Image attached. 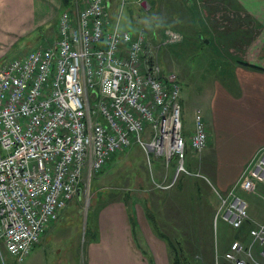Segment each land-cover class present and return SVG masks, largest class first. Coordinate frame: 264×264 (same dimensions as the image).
<instances>
[{"label": "built area", "instance_id": "obj_1", "mask_svg": "<svg viewBox=\"0 0 264 264\" xmlns=\"http://www.w3.org/2000/svg\"><path fill=\"white\" fill-rule=\"evenodd\" d=\"M112 4L87 0L72 13L62 11L48 44L0 62V242L17 263L80 191L84 176L99 174L126 146L175 156L182 169L180 83L158 56L179 34L165 29L150 45L145 34L134 37L120 26L121 6L116 12L119 4ZM206 140L196 108L189 146L200 151ZM256 182L264 184V146L227 192L217 193L215 218L239 227L248 214L237 191L254 190ZM250 235L264 256V222ZM247 246L232 242L223 257L258 263Z\"/></svg>", "mask_w": 264, "mask_h": 264}, {"label": "crops", "instance_id": "obj_2", "mask_svg": "<svg viewBox=\"0 0 264 264\" xmlns=\"http://www.w3.org/2000/svg\"><path fill=\"white\" fill-rule=\"evenodd\" d=\"M112 1V5H115L116 0ZM239 1L242 3V0ZM174 4L173 8L179 10L178 7H183L185 3L176 1ZM59 5L60 0H0V59L20 41L37 35L40 27L55 18L57 26ZM184 8L189 12V23H194L196 15L190 12L188 6ZM164 11L158 12L163 30H181V26L187 24L184 20L186 15L182 17L181 14L177 16L169 10ZM181 13L184 15L185 11ZM137 28L134 27L132 32L134 37L138 35ZM156 29L160 31L156 24H149V33ZM261 40L264 41V33ZM191 44L198 49L194 54L209 46L207 40L200 37L198 41L192 39L188 45ZM177 46H181V43ZM253 46L252 53L246 57L249 63L264 68V54L256 52L260 43L254 42ZM172 52L176 55V49ZM206 59L208 61H205L204 72L201 73L204 79L200 81L204 88L201 92L195 90L194 94L199 101L187 103L191 92L186 95L183 86H180L184 135L189 136L194 132V110L201 108L207 132L205 147L195 151L189 147L187 138L182 169H179L180 162L175 156L160 157L134 143L126 146L108 160L104 171L93 178L98 193L95 200L103 201L95 210V232L85 228L87 213H84L86 220L83 219V223L75 214L67 216L72 204L75 210L79 196L77 192L19 264H48L47 250H56L57 239L69 234L70 229L78 233L74 248L68 252L61 248L56 250V264H145L142 252H149L151 257L154 255L148 238L153 230L166 237L168 234L174 236L173 240L168 238L167 242L175 244L176 241L181 246L180 251L195 264H229L223 253L230 244L234 241L241 242L243 246L249 244L250 229L264 222L262 182L255 183L258 193L243 189L237 191L247 204L248 216L241 226L232 227L221 218L217 222L214 215L219 205L217 193L227 192L254 152L264 146V71L236 64L228 67L227 73H224L221 69L224 62L219 60L218 67L221 68L214 70L210 58ZM159 63L165 71L160 58ZM106 183L107 187L104 186ZM104 189L107 190L106 198L102 194ZM63 216L70 218L61 221ZM166 221L176 231L154 229L167 228L164 225ZM83 236L86 241L99 237L100 242L97 246L90 243L84 252ZM259 250V242L254 243L252 253L255 259L262 262ZM160 254V259L164 260V252ZM166 256L169 264L168 247Z\"/></svg>", "mask_w": 264, "mask_h": 264}, {"label": "rangeland", "instance_id": "obj_3", "mask_svg": "<svg viewBox=\"0 0 264 264\" xmlns=\"http://www.w3.org/2000/svg\"><path fill=\"white\" fill-rule=\"evenodd\" d=\"M176 1L178 3L182 2V4L185 3L184 6L185 7L188 6L190 12H193V15H196V19L194 23L193 22L191 24L189 23L190 21L189 12H187L188 9H185L184 6L178 7L179 10H175V8H173L175 7L174 3H176ZM86 2L87 0H76L75 5L79 6L81 5V3L85 4ZM118 4L119 6L116 7ZM114 6L116 7V12H118L121 6V13L119 17L120 26L123 29H128L130 33L134 32V27H138L137 28L139 29L138 34L139 33L145 34L147 41L149 42L150 45L158 44L160 40L159 32L161 34V37L163 36V34L164 37L167 35V31L165 30L166 28L164 30L161 28L162 26L160 20L161 14L158 15V12L163 13L165 12L164 10L167 11L169 10V12L177 14V16H179L180 14L182 17H185V15L187 16L184 18L185 23L187 22V24L181 26L180 28L181 30H175L179 34V39L176 41V43L167 44L164 47V49L162 48L160 49L162 51L159 50L160 51L159 58L162 61L164 69L166 71H173L176 73L178 81L179 83H181L180 86H183L184 91H186L185 93L186 95H188V93L191 92L190 97L189 98L187 97L188 98L187 103H195L196 101H199V99L196 96H194V94H195V90L199 89L198 92H201V90L204 88V84H201L200 81L204 79L202 78L201 73L203 74L204 72L203 70H204L205 61H208L206 58H210L211 61L210 60L209 61L211 62L212 66H214L213 67L214 70L216 69L220 70L221 67H218L219 60L224 62L225 65H223V67L221 68L223 69L224 73H227L228 67H232L233 65L236 64L244 66L246 68H252L250 66H246L245 63L263 69L264 71V68L256 64L249 63L246 57L247 54L252 53L251 50L254 47L253 46L254 42L260 43V46L258 47L256 52L260 54H264V41L261 40L260 42V37L264 33V11L260 12L262 8L264 9V0H245V1L242 0V3L239 0H116ZM58 10L59 12L61 11L60 5ZM180 11L183 13L185 11L184 15H182ZM55 19L51 20L45 26L40 27L37 35H33L27 40L24 39L20 41V43L16 44L15 47L10 49V51L6 53L4 58L18 57L21 56L25 51L31 49L34 46H38L39 44H48L51 38L56 34L53 30L54 29L53 22L55 21ZM151 23L156 24L157 28H160V31L159 29H156L153 32L154 34L149 33V24ZM167 30H169V28H167ZM185 33L187 35H191L194 41L197 40L198 37H200L201 39L202 38L207 39V43L209 46L204 48L205 52L203 56L199 57L200 55L199 53L194 54L198 50L195 44L186 45L181 49L180 47L176 46L182 43V41L184 40ZM175 49H176V55L175 54L173 55L172 51H174ZM208 54L209 56H207ZM197 55L198 58L196 57ZM189 56H191V59L189 58ZM2 59L3 58L0 59V62L2 61ZM230 72L231 69L228 71V74H230ZM206 73L210 74L208 71ZM202 117H203V113H202ZM190 136L191 135L185 136V139L186 140L187 138L189 139ZM104 170L105 167L103 171ZM94 176L95 175L93 174H91L90 177L84 176L81 183L79 196L77 197L75 210H73L72 207L74 205L72 204V206L70 207L71 209L67 211V216L68 214H75L79 219L80 223L81 222L83 223V219L84 221L86 220L84 213L88 212L90 206L98 207V204H100V202H103L100 199L95 200L96 199L95 196H97L96 194L98 193L96 192L97 185L93 180ZM165 185H169V184H165ZM104 186L107 187L108 184L106 183L104 184ZM98 187H103V185H99ZM106 191H107L106 189L102 191L103 196L105 195V193H107ZM253 192L258 193L256 191V187H254ZM104 197L106 198V195ZM73 198H75V196ZM245 207H247V204ZM67 216H63V218H61V221H64L66 218L67 219L70 218ZM244 221L245 220L242 221V224L244 223ZM168 223H169L168 221L164 222L165 227H167L168 229L164 227H155L154 229L161 230L162 232H164L165 230L169 232H173L174 230L176 231V229H174L173 227L168 226ZM86 224L87 221L86 223H84L85 228H86ZM76 232H77L76 230L70 229L69 234H66L62 238L57 239L55 248L57 247L58 249L56 248V250H59V248L63 249L66 252L72 250L74 248L73 244L78 234ZM167 236L168 237L164 236L163 234H159L157 231L154 230L151 231V236H149L148 238L151 242L150 248L153 250L155 256L153 255L152 258L149 252H145V251L142 252L143 254L142 260L145 262V264H168L166 260L167 258L166 249L168 247L167 239L170 238L171 240H173L174 236H172L171 234H168ZM84 238L85 237L83 236V239ZM90 239L88 238L87 241L86 239H84V243L82 245L83 246L82 249L84 252L85 249L88 248V245L90 243H93L95 246H97L100 242L99 237H94L93 239L92 238ZM175 244L177 245L176 241ZM135 246L138 249L137 244H135ZM56 250H47L48 264L57 263L56 255H58V253ZM259 251L261 252V247ZM157 252L160 257L157 256ZM163 252L165 259L161 260L160 258L162 257L160 253ZM225 252L223 253V256ZM0 263L19 264L15 262L14 259H12V257L9 256V254H7L1 242H0ZM85 263H87V261Z\"/></svg>", "mask_w": 264, "mask_h": 264}, {"label": "trees", "instance_id": "obj_4", "mask_svg": "<svg viewBox=\"0 0 264 264\" xmlns=\"http://www.w3.org/2000/svg\"><path fill=\"white\" fill-rule=\"evenodd\" d=\"M75 3L76 0H60V13L64 10L69 11L70 13H72L75 9ZM56 23H53V30L56 33ZM202 35V34H201ZM194 38V37H193ZM192 40V36L191 35H187L186 33L184 34V40L181 43L180 49L186 45H188V43ZM199 40V37L196 41ZM207 40V39H205ZM177 46V45H176ZM177 47V48H178ZM179 49V48H178ZM202 53H199L200 56H203L204 52L203 50L201 51ZM246 66H250L252 68L255 69H260L257 67H254L252 65H249L247 63H245ZM263 70V69H260ZM97 209L96 206H90L88 209V214H87V224H86V230L90 231V232H95V210ZM167 246H168V251H169V262L170 264H195L191 258H189L187 255H185L184 253H182L180 251V245L177 244H173L172 242H167ZM177 246V247H176ZM171 256V259H170ZM1 264V263H0Z\"/></svg>", "mask_w": 264, "mask_h": 264}, {"label": "bare ground", "instance_id": "obj_5", "mask_svg": "<svg viewBox=\"0 0 264 264\" xmlns=\"http://www.w3.org/2000/svg\"><path fill=\"white\" fill-rule=\"evenodd\" d=\"M128 30V29H127ZM143 35V34H142ZM179 101H180V96H179ZM183 120V119H182ZM205 122V121H204ZM207 130H208V128H207ZM135 144V143H134ZM188 144H189V141H188ZM128 147V146H127ZM190 147V146H189ZM151 151V150H150ZM196 151V150H195ZM201 151V150H200ZM154 152V151H153ZM155 154V153H154ZM148 156V155H147ZM150 156V155H149ZM156 156V155H155ZM154 156V157H155ZM160 156V155H159ZM158 156V157H159ZM161 157V156H160ZM151 159V158H150ZM162 159H164V158H162ZM149 160V159H148ZM178 169V168H177ZM185 170V169H184ZM224 214H226V213H224ZM227 215V214H226ZM219 216L220 217H222V215H221V213H219ZM214 219H215V221L217 220V222L219 221L218 219H220L219 217L218 218H215V215H214ZM242 224V223H241ZM257 227V226H256ZM259 228H260V226H259ZM251 230V229H250ZM252 240H258V238L257 237H255V236H251V240H250V242H249V244H248V246H247V248L249 249V251H250V253L252 254V248H253V245H254V243H252ZM234 242H236V241H234ZM257 242V241H256ZM255 242V243H256ZM259 242V241H258ZM241 243V242H240ZM247 244V243H246ZM242 245V244H241ZM261 256L263 257V261L262 262H258V263H256V264H263V262H264V256L261 254ZM27 257V256H26ZM227 261V260H226ZM244 261H245V263L246 264H249L248 262H252V261H250L249 259H244ZM252 263H255V262H252ZM229 264H231V263H229Z\"/></svg>", "mask_w": 264, "mask_h": 264}]
</instances>
